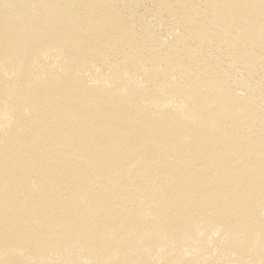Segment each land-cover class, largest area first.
<instances>
[{
    "label": "bare ground",
    "instance_id": "obj_1",
    "mask_svg": "<svg viewBox=\"0 0 264 264\" xmlns=\"http://www.w3.org/2000/svg\"><path fill=\"white\" fill-rule=\"evenodd\" d=\"M0 264H264V0H0Z\"/></svg>",
    "mask_w": 264,
    "mask_h": 264
}]
</instances>
